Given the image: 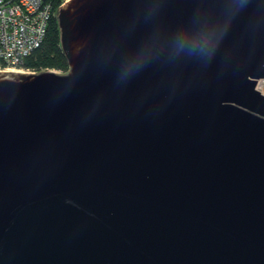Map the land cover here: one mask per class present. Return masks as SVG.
I'll use <instances>...</instances> for the list:
<instances>
[{
	"label": "water",
	"instance_id": "water-1",
	"mask_svg": "<svg viewBox=\"0 0 264 264\" xmlns=\"http://www.w3.org/2000/svg\"><path fill=\"white\" fill-rule=\"evenodd\" d=\"M67 70H0V264H264V0H67Z\"/></svg>",
	"mask_w": 264,
	"mask_h": 264
},
{
	"label": "built area",
	"instance_id": "built-area-1",
	"mask_svg": "<svg viewBox=\"0 0 264 264\" xmlns=\"http://www.w3.org/2000/svg\"><path fill=\"white\" fill-rule=\"evenodd\" d=\"M66 1L0 0V70L36 72L22 62L39 46L49 19ZM254 88L264 90V77L256 79Z\"/></svg>",
	"mask_w": 264,
	"mask_h": 264
},
{
	"label": "trees",
	"instance_id": "trees-1",
	"mask_svg": "<svg viewBox=\"0 0 264 264\" xmlns=\"http://www.w3.org/2000/svg\"><path fill=\"white\" fill-rule=\"evenodd\" d=\"M22 67L31 71L56 69L60 72H65L67 70L65 58L59 48L57 25L54 16L47 23L41 43L24 58Z\"/></svg>",
	"mask_w": 264,
	"mask_h": 264
},
{
	"label": "rangeland",
	"instance_id": "rangeland-1",
	"mask_svg": "<svg viewBox=\"0 0 264 264\" xmlns=\"http://www.w3.org/2000/svg\"><path fill=\"white\" fill-rule=\"evenodd\" d=\"M50 70H53V71H55V72H58V73H61L59 70H56V69H50ZM262 92V94H264V90H261Z\"/></svg>",
	"mask_w": 264,
	"mask_h": 264
}]
</instances>
